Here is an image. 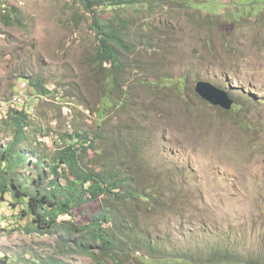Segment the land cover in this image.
Listing matches in <instances>:
<instances>
[{
    "label": "rangeland",
    "instance_id": "374dc122",
    "mask_svg": "<svg viewBox=\"0 0 264 264\" xmlns=\"http://www.w3.org/2000/svg\"><path fill=\"white\" fill-rule=\"evenodd\" d=\"M221 1L231 6L235 0ZM11 10L19 21L10 17ZM200 13L204 17L194 9L172 10L161 25L163 31L180 33L171 46L174 56L158 67H171L173 72L162 74L186 79L182 93L162 87L154 94L149 86L131 83L138 111L122 115L133 126L132 137L142 136L145 164L153 168L149 181L158 171L162 178L174 177L176 188L182 182L188 194L176 199L167 193L149 223L161 232L167 224L178 232L176 216L187 214L189 199L199 206L198 217L212 216L221 232L238 242L240 252L259 256L264 254V10L243 23ZM91 23L78 0H0V122L8 117L12 98L23 93L28 102V94L33 96L35 122L49 131L65 136L95 125L98 71L92 60L98 40ZM127 64L141 66L134 59ZM149 64L144 59L142 65ZM37 80L57 90L54 96H39L31 85ZM200 81L227 91L234 100L232 110L201 98L196 92ZM3 132L0 128L2 145L7 141ZM46 140L54 148V134ZM0 212V257L20 258L12 264H36L38 258L53 255L58 235L28 233L26 221L18 224L8 204H1ZM76 217L77 224L84 222L78 212ZM69 259L94 264L88 256Z\"/></svg>",
    "mask_w": 264,
    "mask_h": 264
},
{
    "label": "trees",
    "instance_id": "16d2710c",
    "mask_svg": "<svg viewBox=\"0 0 264 264\" xmlns=\"http://www.w3.org/2000/svg\"><path fill=\"white\" fill-rule=\"evenodd\" d=\"M78 1L90 13L98 40L92 60L98 71L94 72L99 97L95 125L62 136L36 123L28 109L13 110L0 122L7 140L0 144V205L8 204L18 224L26 221L28 233L58 235L53 255L38 258L36 264H76L67 261L75 255L88 256L94 264H264V254L240 252L238 242L224 235L212 216L198 217L199 206L189 199L187 214L176 216L178 232L168 224L161 232L149 223L167 193L176 199L180 193L188 194L182 182L176 188L174 177L162 178L158 171L149 181L153 168L145 164L142 136L132 137L133 126L122 115L138 111L132 84L149 86L154 94L162 87L182 93L186 85L184 77L162 74L173 68L158 67L174 56L171 46L179 33L161 29L170 11L194 9L201 17L202 11L222 21L243 23L264 10V0H235L231 6L221 0L203 4L196 0ZM10 17L20 19L12 10ZM128 59L141 66L133 69ZM144 59L148 67L142 65ZM129 73L141 75L133 78ZM31 85L46 98L57 92L41 80ZM75 98L80 99L78 94ZM83 103L93 112L88 102ZM116 113L121 116L115 123ZM52 134L54 148L46 140ZM76 212L84 219L80 225ZM19 260L4 254L0 264Z\"/></svg>",
    "mask_w": 264,
    "mask_h": 264
},
{
    "label": "water",
    "instance_id": "95a60500",
    "mask_svg": "<svg viewBox=\"0 0 264 264\" xmlns=\"http://www.w3.org/2000/svg\"><path fill=\"white\" fill-rule=\"evenodd\" d=\"M196 92L213 106L221 107L227 111H231L233 108L234 101L230 98L228 92L210 82H198Z\"/></svg>",
    "mask_w": 264,
    "mask_h": 264
},
{
    "label": "bare ground",
    "instance_id": "6f19581e",
    "mask_svg": "<svg viewBox=\"0 0 264 264\" xmlns=\"http://www.w3.org/2000/svg\"><path fill=\"white\" fill-rule=\"evenodd\" d=\"M40 88V87H39ZM28 94V93H27ZM39 94V93H38ZM30 100L33 97L32 95L30 96V94H28ZM22 102H28V98L23 94V93H18L14 98H12V101L10 102L9 105H7L6 107L10 109L9 114L13 111V110H17V109H28V111L32 114L35 115V111L33 110L34 105H23L22 106ZM32 108V109H31ZM31 109V110H30Z\"/></svg>",
    "mask_w": 264,
    "mask_h": 264
},
{
    "label": "clouds",
    "instance_id": "9594fccd",
    "mask_svg": "<svg viewBox=\"0 0 264 264\" xmlns=\"http://www.w3.org/2000/svg\"><path fill=\"white\" fill-rule=\"evenodd\" d=\"M16 94V93H15ZM229 94V93H228ZM14 95V94H13ZM12 95V96H13ZM230 96V95H229ZM11 97V96H10ZM0 98H2L3 99V97L2 96H0ZM6 98V97H5ZM9 98V97H8ZM234 101V100H233ZM24 109V108H23ZM22 108L21 109H17V110H23ZM35 111H36V109H35ZM29 113V112H28ZM8 116H9V114H8ZM8 118V117H7ZM6 118V119H7ZM3 120H5V119H3ZM2 121V120H1ZM1 214H0V216L2 217L4 214H3V212H0Z\"/></svg>",
    "mask_w": 264,
    "mask_h": 264
}]
</instances>
